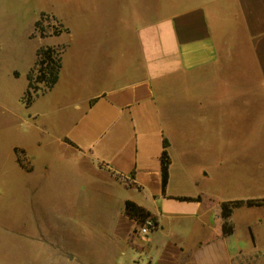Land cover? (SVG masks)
Returning <instances> with one entry per match:
<instances>
[{
  "label": "crops",
  "instance_id": "0c3cea01",
  "mask_svg": "<svg viewBox=\"0 0 264 264\" xmlns=\"http://www.w3.org/2000/svg\"><path fill=\"white\" fill-rule=\"evenodd\" d=\"M165 5L177 10L134 21L135 52L115 58L112 40L109 47L106 38L104 56L94 66L88 60L82 69V94L64 107L67 119L56 143L104 177L107 207L100 220L111 235L100 250L80 245L74 256L78 264H238L242 257L233 244L239 208L231 216L233 233H227L218 213L226 200L198 187L207 174L193 170L186 158L200 144L225 150L227 140H195L196 130L222 138L227 123L231 132L239 116L263 125L264 0H166ZM15 9L12 0H0V32ZM44 14L62 26L60 14ZM92 71L94 82L88 75ZM173 121L177 161L170 137ZM163 140L170 158L164 194ZM127 201L155 222L146 237L137 232L138 220L125 214ZM110 246L121 253L110 252Z\"/></svg>",
  "mask_w": 264,
  "mask_h": 264
},
{
  "label": "rangeland",
  "instance_id": "374dc122",
  "mask_svg": "<svg viewBox=\"0 0 264 264\" xmlns=\"http://www.w3.org/2000/svg\"><path fill=\"white\" fill-rule=\"evenodd\" d=\"M12 2L16 15L0 32V264H78L74 256L80 245L100 250L111 235L100 220L107 207L104 177L56 143L67 119L64 107L82 94V69L88 60L94 66L93 61L104 56L106 38L109 47L112 40L115 58L135 52L134 21L177 9L166 8V0ZM49 12L60 14L67 32L48 14L40 19ZM45 47L61 52L62 57L60 81L50 90L37 82L40 65L34 67L38 50ZM88 75L94 82L95 72ZM253 120L235 118L231 132L227 123L222 138L195 131V140H227L221 152L200 144L186 158L193 170L207 174L198 184L205 193L226 201L264 197V121L262 125ZM172 124V152L177 161L178 128L176 121ZM234 219L233 244L243 251L238 264H264V206L241 207ZM233 228L234 223L232 233ZM112 251L121 253L118 246H110Z\"/></svg>",
  "mask_w": 264,
  "mask_h": 264
},
{
  "label": "trees",
  "instance_id": "16d2710c",
  "mask_svg": "<svg viewBox=\"0 0 264 264\" xmlns=\"http://www.w3.org/2000/svg\"><path fill=\"white\" fill-rule=\"evenodd\" d=\"M45 16L44 13L41 14L40 19H42ZM40 19L35 23L36 28H38L39 21ZM54 21L55 18H53ZM62 27V26H61ZM40 36H43V32L40 33ZM55 55V56H54ZM61 52H58L55 54V52L48 48H41L37 52V60L34 64V67L37 65H40L39 70H38V77H37V82L42 84L45 90H50L53 88V86L57 83L60 69H61ZM32 68L29 73L28 77V86H27V95H29V89H30V80H31V73L33 72ZM30 98V96H29ZM29 103V99H28ZM162 152L160 156V169H161V174H162V182H161V187H162V193H165V188L168 182V169L170 165V158L168 155V144L165 140L162 141ZM180 200L183 201H191L193 199L190 198H179ZM196 200H200V197H198ZM264 206V197L259 198V199H249V200H234V201H223L219 204L218 209H219V216L220 218L224 221L225 226L224 229L227 233H232V213L235 209L241 208V207H247L249 208H254V207H261ZM124 210L125 214L130 217L138 220V222L141 224L143 221L150 217L151 215L145 211L144 209L140 208V206H137L134 202L127 201L124 203ZM250 238L251 241L254 243V237L251 234V231L249 230Z\"/></svg>",
  "mask_w": 264,
  "mask_h": 264
},
{
  "label": "built area",
  "instance_id": "2783aa9c",
  "mask_svg": "<svg viewBox=\"0 0 264 264\" xmlns=\"http://www.w3.org/2000/svg\"><path fill=\"white\" fill-rule=\"evenodd\" d=\"M155 228V222L152 218H146L143 223L138 225L137 232L142 237H146Z\"/></svg>",
  "mask_w": 264,
  "mask_h": 264
}]
</instances>
